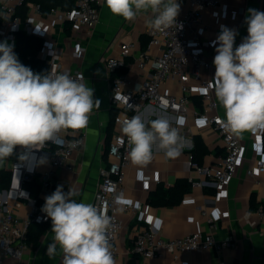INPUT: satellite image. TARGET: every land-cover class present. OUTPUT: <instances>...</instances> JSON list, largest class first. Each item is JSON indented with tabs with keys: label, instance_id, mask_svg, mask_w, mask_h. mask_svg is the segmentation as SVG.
<instances>
[{
	"label": "crops",
	"instance_id": "0c3cea01",
	"mask_svg": "<svg viewBox=\"0 0 264 264\" xmlns=\"http://www.w3.org/2000/svg\"><path fill=\"white\" fill-rule=\"evenodd\" d=\"M6 1V0H0ZM8 1V0H7ZM181 5L180 16L188 9V0H177ZM29 14L34 13L32 0L26 2ZM249 9L264 12V0H220L219 5L207 10L204 17L205 26H200L198 33L209 41L208 52L215 54L216 38L221 27L226 26L237 32L235 46H238L247 33L245 22ZM150 13L140 14L133 21H126L114 15L106 6L105 0L100 9V22L91 34L83 39L87 52L82 60L72 61L69 56L62 58L64 64L79 67L85 78V84L94 90L93 99L99 100V108L94 107L89 116L86 132V143L76 151L70 160L72 169L59 167L55 171L56 184L68 185L77 195V202L93 203L95 192L100 182V169L106 165L110 157L108 148L111 142L114 126L112 111L109 105V77L105 63L107 56H119L121 43L134 39L137 48L145 46L149 40L146 22ZM36 26L38 36L44 42L47 36L53 35L60 25L51 22L44 28ZM123 30V31H122ZM60 42L67 46L69 53L70 38L66 30L60 29ZM213 55V56H215ZM133 59V57H129ZM132 85L136 86L144 71L128 70ZM215 66L202 74L213 79ZM176 80L170 85L175 87ZM190 107H201L199 92H194L190 99ZM219 112L224 117V109L219 104ZM139 114L145 121L154 120L157 116H167L174 127H178L186 142L181 154L176 158H167L163 151L154 150L152 160L145 166L129 165L124 181V197L117 212L123 223V231L119 240V250L123 254V264H264V172L255 171L254 175L247 173V168L255 164L257 158L264 160V130H253L239 136L243 145V158L234 176L226 185H218L207 175L200 173L193 163L199 165L219 166L226 149L219 133L207 122L193 115L175 114L149 106ZM182 124L177 125V120ZM13 156V155H12ZM11 158V157H9ZM10 160L0 165V181L3 173L8 179ZM42 161V169L46 168ZM179 179L191 182V188L178 202L164 204L151 203L150 194L159 184L172 187ZM1 187V184H0ZM128 202L141 203L143 210L133 215L124 209ZM29 211L28 205H22L15 210L16 215L25 217ZM206 213V214H205ZM3 211L0 208V221ZM216 223L215 236L222 239L232 236L237 240L235 247L222 250L210 248L199 251H184L176 254L163 250L160 255L144 257L130 251L140 228L153 225L162 236L176 238L194 231L206 233L209 223ZM47 223V222H46ZM33 224V223H32ZM38 224V223H37ZM45 224V223H43ZM52 223L44 228L36 245L28 243V248L21 259H9L6 264H61L62 253H57L50 259L47 247L53 238ZM30 229V227H29ZM29 232V231H28ZM28 236V234H27ZM122 258V257H121ZM121 263V261H120Z\"/></svg>",
	"mask_w": 264,
	"mask_h": 264
},
{
	"label": "built area",
	"instance_id": "2783aa9c",
	"mask_svg": "<svg viewBox=\"0 0 264 264\" xmlns=\"http://www.w3.org/2000/svg\"><path fill=\"white\" fill-rule=\"evenodd\" d=\"M104 0H74V7L61 9L52 7L45 14L38 3L34 4V13L23 17L19 7L26 0H6L0 2V42L7 41L16 45L19 32L36 34V26L44 28L51 22L66 30L69 23L70 38L69 53L67 46L60 42V29L47 36L40 50V57L49 65L48 74L68 73L73 78L82 74L79 67L64 64L62 58L69 56L70 60H82L87 52L83 39L91 36L100 22V9ZM188 9L177 17L178 27L166 31H155L147 27L149 40L145 46L137 48L134 39L121 43L119 56H107L105 59L109 79V105L115 111L113 116L114 133L109 144V162L100 169V182L94 195L93 204L103 208L113 218V228L110 232L115 264H123V254L119 250V240L123 231V223L117 216L124 197V181L131 164L127 156V138L123 137L120 121L124 117L131 118L149 106L175 114L193 115L207 122L216 130L225 146L226 153L219 166L199 165L193 163L197 170L213 179L218 185H226L237 171L243 158V145L239 136L226 133L221 126L223 117L219 112V103L211 88L213 79L202 74L213 68L215 54H210L208 40L200 36L198 29L205 26L204 17L207 10L216 8L220 0H188ZM182 25V27H180ZM123 31V30H122ZM39 35V34H37ZM133 59H129V57ZM128 70L144 71V75L133 86ZM172 79L176 86L170 85ZM85 83V78L84 81ZM199 92L201 107H190V99L194 92ZM123 138V143L120 142ZM59 142H47L41 149H28L17 146L8 162V179L5 186L0 187V208L3 218L0 221V264H6L9 259H21L28 248L26 241L29 227L32 223L43 224L51 219L41 211L45 197L62 186L63 191H69L68 185L56 184L54 175L57 168L72 169V155L83 148L86 143L85 129L66 130L58 135ZM75 145V146H73ZM40 147V146H37ZM25 156L21 161L19 157ZM42 161L46 168L42 169ZM255 171L264 172V160L257 158L255 164L247 168L249 175ZM37 182V193L27 186L29 182ZM119 199V203H117ZM28 205L29 211L25 217L16 215L15 210L22 205ZM124 209L135 215L143 210L141 203L128 202ZM206 214V213H205ZM216 223H209L206 233L194 231L176 238H166L153 226L140 228L130 251L144 257H154L163 250L176 254L184 251H199L216 248L235 247L237 240L232 236L218 239L215 236ZM122 257V258H121ZM121 261V263H120ZM225 264V263H223Z\"/></svg>",
	"mask_w": 264,
	"mask_h": 264
},
{
	"label": "clouds",
	"instance_id": "9594fccd",
	"mask_svg": "<svg viewBox=\"0 0 264 264\" xmlns=\"http://www.w3.org/2000/svg\"><path fill=\"white\" fill-rule=\"evenodd\" d=\"M105 3L114 15L126 21L150 13L146 25L151 30L163 32L178 27L181 5L177 0ZM248 13V35L238 46L234 47L237 32L221 27L213 60L211 88L224 109L220 123L226 133L236 136L264 130V12L249 9ZM13 47L7 41L0 42V165L17 146L41 149L49 141L59 142L58 135L63 131L87 127L93 108L100 105L98 99H93L94 90L83 82V74L73 78L68 73H34L19 61ZM120 124L127 138V156L135 166L147 165L154 150L176 158L186 146L179 128L167 116L146 122L137 114L124 117ZM25 158L19 157L21 161ZM76 195L71 189L65 193L62 186H57L45 197L41 211L51 219L53 233L47 247L49 258L59 252L61 264H115L110 243L113 218L93 203L77 202Z\"/></svg>",
	"mask_w": 264,
	"mask_h": 264
},
{
	"label": "trees",
	"instance_id": "16d2710c",
	"mask_svg": "<svg viewBox=\"0 0 264 264\" xmlns=\"http://www.w3.org/2000/svg\"><path fill=\"white\" fill-rule=\"evenodd\" d=\"M28 0H26L27 2ZM41 6L43 13L48 12L52 7H59L61 9H70L74 7V0H32ZM28 6L25 3L19 7V13L25 17L27 14ZM66 31L69 32V23L66 25ZM44 40L42 37L35 34H27L19 32L16 37V45L14 52L17 55L19 61L30 67L34 73L48 74L49 65L45 60L40 57V50L42 49ZM115 111H112V122ZM15 151V150H14ZM1 178V186L7 184L6 174L3 173ZM32 189L33 194L37 193V182H29L27 184ZM191 188V182L187 179H179L176 184L172 187H165L162 184L157 186V189L150 194L151 203L164 204L166 202H178L183 195L188 192ZM49 224H37L33 223L30 225V229L27 236V241L33 245H36L43 233L44 228Z\"/></svg>",
	"mask_w": 264,
	"mask_h": 264
},
{
	"label": "rangeland",
	"instance_id": "374dc122",
	"mask_svg": "<svg viewBox=\"0 0 264 264\" xmlns=\"http://www.w3.org/2000/svg\"><path fill=\"white\" fill-rule=\"evenodd\" d=\"M51 221V220H50Z\"/></svg>",
	"mask_w": 264,
	"mask_h": 264
}]
</instances>
